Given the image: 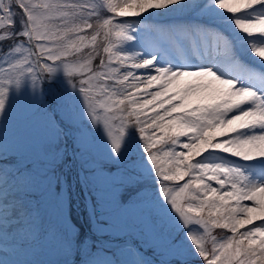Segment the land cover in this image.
Masks as SVG:
<instances>
[{"label": "snow or ice", "instance_id": "snow-or-ice-1", "mask_svg": "<svg viewBox=\"0 0 264 264\" xmlns=\"http://www.w3.org/2000/svg\"><path fill=\"white\" fill-rule=\"evenodd\" d=\"M105 12L112 15L106 18ZM144 13L177 16L182 22L142 38L130 32L128 20L116 19ZM161 36L167 46L187 53L185 59L195 54L202 62L170 58L161 50ZM141 40V51L125 48ZM5 42L0 70L8 65L19 75L0 84V115L10 86L29 77L39 88L62 67L92 122H103L114 152L120 153L125 130L137 129L144 157L128 163L144 176H155L159 196L175 214L174 225L184 230L175 243L169 241L175 255L194 252L203 264H264V223L241 231L264 221V186L229 158L264 161V0H123L122 5L114 0H0V45ZM85 48L90 51L81 55ZM22 50L26 55L18 59ZM246 51L260 58L259 71L244 62ZM97 57L98 67H93ZM141 69L147 75L138 74ZM153 86L159 90L149 92ZM99 110L111 115L102 117ZM59 111L73 119L63 106ZM232 112L238 114L226 118ZM43 114L58 129L46 110ZM112 118L122 122L119 136L109 129ZM217 136L224 139L215 141ZM5 163L0 142V174ZM142 200L152 210L159 207L150 189ZM214 229L232 235L218 239ZM89 264L122 262L93 258Z\"/></svg>", "mask_w": 264, "mask_h": 264}, {"label": "rangeland", "instance_id": "rangeland-1", "mask_svg": "<svg viewBox=\"0 0 264 264\" xmlns=\"http://www.w3.org/2000/svg\"><path fill=\"white\" fill-rule=\"evenodd\" d=\"M114 2L123 4V0ZM110 15L112 14L105 12L106 18ZM116 19L128 20L131 24L130 32L142 38H146L150 32L167 28L169 25L164 21L171 20L168 22L171 24L182 22L177 16L159 20L134 16ZM84 34L90 35L91 30H86ZM164 41L161 36V44L165 46L161 50L166 51L170 58L175 57L181 63L202 62L195 54L185 59L187 53L167 46ZM113 42L115 43L114 37ZM142 43L143 40L139 43L131 41L125 48L130 52L141 51ZM0 47L7 49L8 43L5 42ZM149 50H153L151 46ZM89 51L90 49L85 48L81 55ZM100 51L103 55L102 49ZM24 55L26 53L22 50L17 58L22 59ZM99 59L97 57L94 60L93 67H98ZM259 59L254 60L253 54L247 51L243 57L244 62L257 71L260 70L257 64ZM137 72L147 75V70L144 69ZM18 75L17 69H8V65H5L4 70H0V84L9 80L14 82ZM47 80L51 85V99L59 114L61 115L59 109L63 106L73 116L72 120L63 115L60 117L72 130L69 138L74 157L79 160L81 180L80 174L77 175L80 187L77 188L76 181H71L77 166L70 160L64 131L59 126L58 129L51 126L43 114L46 110L55 120L51 104L44 94V86L40 81L39 88H35L32 80L25 77L19 86L9 87L8 105L4 114L0 115V142L3 143L6 161L3 173L0 174V264H89L93 258L115 259L122 264H145L136 252L129 250L128 243L127 248L114 241L101 240L114 238L118 241L128 237L137 240L142 249L158 255L164 262L185 259L203 262L194 252L177 256L170 250L169 241L175 243L179 239L177 233L183 235L184 230L174 225L175 214L171 213L170 206L165 205L159 196L155 176H144L128 163L129 158L144 157L137 129L129 126L125 130L120 153L114 152L103 122H92L82 94L72 86L63 68L59 67L54 73L48 74ZM143 87L141 85L142 89ZM157 90L159 89L153 86L148 91ZM141 98L151 99V96L142 94ZM243 107L247 108V105ZM99 111L102 117L111 115L103 110ZM148 111L151 114V109ZM236 114L238 113H228L226 118ZM108 123L113 136H119L122 122L112 118ZM223 139L224 137H215V141ZM181 141L186 142V139L182 137ZM229 158L236 160L235 163L239 164L252 181L264 179V161L258 159L244 162L241 158ZM63 162L64 166H61ZM187 179L186 177L185 181ZM185 181L179 183L183 184ZM260 182L263 186L264 181ZM211 183L213 187H219L214 181ZM145 189L151 190L153 199L159 205L155 210L142 200ZM227 190L229 189H222ZM242 203L255 207L253 201ZM261 223L264 221L255 220L241 231ZM85 227L89 229V235L84 231ZM213 234L218 239L232 235L228 230L222 229H214ZM80 237L83 239L79 240ZM69 247L71 254L66 253ZM78 255L82 259L80 263L75 262Z\"/></svg>", "mask_w": 264, "mask_h": 264}, {"label": "bare ground", "instance_id": "bare-ground-1", "mask_svg": "<svg viewBox=\"0 0 264 264\" xmlns=\"http://www.w3.org/2000/svg\"><path fill=\"white\" fill-rule=\"evenodd\" d=\"M162 11H163V10H162ZM139 17H152V18H155V19L159 20V19L169 18L170 16H159V17H157V16H149L148 13H144V14H142V15L139 16ZM259 180H260V181H264V179H262V178H259ZM260 181H258V182L261 184ZM263 183H264V182H263ZM263 186H264V185H263Z\"/></svg>", "mask_w": 264, "mask_h": 264}]
</instances>
